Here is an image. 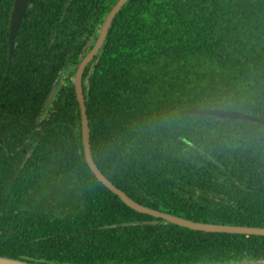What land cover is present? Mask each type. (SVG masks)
<instances>
[{
    "label": "trees",
    "instance_id": "16d2710c",
    "mask_svg": "<svg viewBox=\"0 0 264 264\" xmlns=\"http://www.w3.org/2000/svg\"><path fill=\"white\" fill-rule=\"evenodd\" d=\"M116 1L28 0L8 63L13 0H0V255L44 264L264 261V236L157 222L89 169L73 74ZM82 83L92 158L118 188L187 219L264 226V125L179 112L264 120V0H127Z\"/></svg>",
    "mask_w": 264,
    "mask_h": 264
},
{
    "label": "water",
    "instance_id": "95a60500",
    "mask_svg": "<svg viewBox=\"0 0 264 264\" xmlns=\"http://www.w3.org/2000/svg\"><path fill=\"white\" fill-rule=\"evenodd\" d=\"M127 0H117L109 9L107 14L105 15L103 21L100 24L98 33L96 35V39L93 42L92 47L89 50H83L81 53V60L76 65L75 72L73 74V87L75 92V97L79 106V115L80 120L77 126L80 128L81 132V145L84 159L91 170L92 174L95 178L100 181L106 188H108L111 192L116 194L119 199L131 207L132 209L151 215L156 218L157 222L167 221L170 223L177 224L179 226L187 227L194 230H202L207 232H225V233H238V234H253L264 236V226H249V225H239V224H226V223H213V222H203V221H195L191 219L184 218L179 215L172 214L167 211H162L159 209H154L143 205L133 198H131L125 191L118 188L115 184H113L97 167L95 164L92 155L91 148L89 143V125L88 118L86 113V106L84 102V94H83V83L82 76L85 67L92 60L95 54L99 51L109 25L117 13V11L123 6V4ZM28 0H13L9 24H8V37H7V60L8 63L11 61L14 50H15V38L17 34V30L19 24L21 22L22 16L27 7ZM64 66L61 68L59 74L57 75L56 83L52 85L45 101L43 104V108L47 107L54 95L56 93L57 87L61 83V79L64 72ZM180 113H190V114H204L211 115L222 118H239L245 119L248 121L256 122L264 125V120L256 117L254 115H249L247 113H243L241 111L229 110V109H221V108H206V107H198V108H185L180 109ZM149 222V221H143ZM0 264H44L39 262H30L18 258L7 257L0 255ZM51 264V263H47ZM183 264H264V261H242V262H215V263H183Z\"/></svg>",
    "mask_w": 264,
    "mask_h": 264
},
{
    "label": "flooded vegetation",
    "instance_id": "af4514ba",
    "mask_svg": "<svg viewBox=\"0 0 264 264\" xmlns=\"http://www.w3.org/2000/svg\"><path fill=\"white\" fill-rule=\"evenodd\" d=\"M95 39H96V37L93 38L92 36H90V38H89V44L92 43V45H93V42L95 41ZM90 41H91V42H90Z\"/></svg>",
    "mask_w": 264,
    "mask_h": 264
},
{
    "label": "rangeland",
    "instance_id": "374dc122",
    "mask_svg": "<svg viewBox=\"0 0 264 264\" xmlns=\"http://www.w3.org/2000/svg\"><path fill=\"white\" fill-rule=\"evenodd\" d=\"M91 42V41H90Z\"/></svg>",
    "mask_w": 264,
    "mask_h": 264
}]
</instances>
